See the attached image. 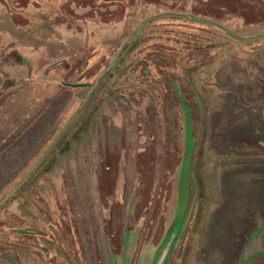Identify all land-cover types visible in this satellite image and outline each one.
<instances>
[{"label": "rangeland", "instance_id": "rangeland-1", "mask_svg": "<svg viewBox=\"0 0 264 264\" xmlns=\"http://www.w3.org/2000/svg\"><path fill=\"white\" fill-rule=\"evenodd\" d=\"M166 12L264 32V0H0V264H252L264 37L137 33Z\"/></svg>", "mask_w": 264, "mask_h": 264}, {"label": "water", "instance_id": "water-1", "mask_svg": "<svg viewBox=\"0 0 264 264\" xmlns=\"http://www.w3.org/2000/svg\"><path fill=\"white\" fill-rule=\"evenodd\" d=\"M165 16H171V17H179V18H182V19H185V20H188V21H191V22H195V23H199V24H203V25H206V26H211V27H214L220 31H222L223 33H225L226 35H228L229 37L235 39V40H240V41H246V40H253V39H257V38H262L264 37V32L263 33H260V34H257L255 36H239L237 34H235L234 32H232L230 29L224 27L223 25L217 23V22H214V21H211V20H208V19H205V18H200V17H189L185 14H180V13H172V12H166V13H161V14H157V15H153V16H150L148 18H146L141 24H140V27L137 31V33H139V31L142 29V27H144L146 25L147 22H149L150 20L154 19V18H158V17H165ZM135 36H133L132 38H128L126 39L122 44L121 46L119 47V49L117 50L116 54L114 55L113 57V60L111 62V64L98 76V78L104 73L106 72L115 62L118 54L120 53V51L123 49V47L125 46V44H127L128 42H130L133 38H135ZM97 78V79H98ZM97 81V80H96ZM71 87H76L75 85H71Z\"/></svg>", "mask_w": 264, "mask_h": 264}, {"label": "flooded vegetation", "instance_id": "flooded-vegetation-1", "mask_svg": "<svg viewBox=\"0 0 264 264\" xmlns=\"http://www.w3.org/2000/svg\"><path fill=\"white\" fill-rule=\"evenodd\" d=\"M83 85H81V87H82ZM248 170H250V169H248ZM250 171H255V170H250ZM255 177H259L260 175L258 174V173H256V171H255ZM256 178V179H257ZM254 188L256 189V190H254L253 192H257L258 191V189H259V186L258 185H256V186H254ZM243 204L241 203V205L238 207V205H236V206H233V208H235V209H237V207H238V209L242 206ZM242 209V208H241ZM239 213L240 212H238V214L237 213H235V214H237V215H239ZM231 215H233V216H235L232 212H231ZM233 220H235V219H233ZM263 224V223H262ZM262 224L261 223H258L257 224V226L255 227V228H253V230H252V232H250L247 236H248V238L251 240L252 239V241L253 242H258L259 244H258V247L257 248H255L253 251H252V253L250 254V256H251V258H250V260L252 261V264H259L258 263V261L260 260V258L264 255V230L263 231H261V227H262ZM264 225V224H263ZM257 234V235H256ZM245 244V243H244ZM243 244V245H244ZM256 247V246H255ZM242 251H244V246H243V250H241L240 252H239V257L241 256V254L243 253ZM224 253V252H223ZM225 253H226V250H225ZM224 253V254H225ZM224 254H223V257H224ZM238 257V258H239Z\"/></svg>", "mask_w": 264, "mask_h": 264}, {"label": "trees", "instance_id": "trees-1", "mask_svg": "<svg viewBox=\"0 0 264 264\" xmlns=\"http://www.w3.org/2000/svg\"><path fill=\"white\" fill-rule=\"evenodd\" d=\"M166 17H170L172 19H180V20H182V18H179V17H171V16H166Z\"/></svg>", "mask_w": 264, "mask_h": 264}]
</instances>
